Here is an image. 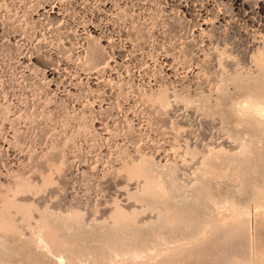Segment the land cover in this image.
<instances>
[{
	"label": "rangeland",
	"instance_id": "obj_1",
	"mask_svg": "<svg viewBox=\"0 0 264 264\" xmlns=\"http://www.w3.org/2000/svg\"><path fill=\"white\" fill-rule=\"evenodd\" d=\"M256 42L264 0H0V264H54L38 244L49 230L71 255L145 225L162 207L154 193L226 188L239 138L221 111L230 77L256 68ZM251 232L262 240L247 258L264 264V226ZM226 240L198 264L247 248Z\"/></svg>",
	"mask_w": 264,
	"mask_h": 264
},
{
	"label": "bare ground",
	"instance_id": "obj_2",
	"mask_svg": "<svg viewBox=\"0 0 264 264\" xmlns=\"http://www.w3.org/2000/svg\"><path fill=\"white\" fill-rule=\"evenodd\" d=\"M100 46L103 45L100 44ZM252 48V51L255 52H251V54L255 55V53H257L256 55L258 57H256V55L254 57L251 55V60L255 58L256 60L258 58V60H254L256 68L250 72L252 73L255 71L256 74H251L249 72V75H247L248 73H246V75H242L243 73L239 75L237 73L230 77L234 83L235 94L229 98L227 97L228 99L221 111L227 128L233 131L232 135L235 139L239 138L235 146L237 149L234 147L236 151L229 152L234 158L233 162L236 170L234 171L232 168L233 171L231 170L232 172L228 175L229 180L227 181L229 182H226L227 187H212L209 183L201 180L194 187L191 189L189 188L190 192L184 199H176L175 201L172 199L173 201L168 202L163 195L159 194L161 191L162 193L167 191V189H164L166 186L165 183L161 180L162 178L160 180L158 179V181L155 180V185H158L161 191L158 193V197H154V193L152 199L160 202L162 206L159 212H156L157 216L156 219L154 218L155 220L149 219L145 225L141 226L128 222L130 226L127 224L124 229L120 227L123 231H118V227L109 232L107 231V233H105L106 235H101L98 239L96 238L97 244H95V246L91 245V247L94 246L93 248L89 247V249H85L86 251L82 250L83 252L80 251V253H78V250L77 253H75V251L74 254L70 255L69 253L68 255L59 251L62 250H58L57 248L58 245L60 247L61 240L55 235L51 237L50 234L52 233L49 234L51 230L48 232L49 235L46 234L47 237L37 232V234L40 235L38 236L39 241L36 239L34 240L38 241L39 247L44 246L49 251L51 250L55 255V257L52 255L54 257V264H198V258H200V255L208 252L212 243L230 241L226 239L232 235L236 239L246 241L247 248L239 252H234L231 250L234 248V246H232L227 251L221 249L216 254H209L208 257L215 259L218 255L229 252L228 256L225 258L226 260L220 264H252L251 261H249L250 258H247L249 257L247 251H250L248 248H251L254 241L262 240V238L260 235L256 237L251 236V229L253 227L260 228L264 226V60L262 59V57L264 58V43L260 44L256 42L253 44ZM96 53L98 54V52ZM91 54H93V52ZM259 58H261V61ZM96 60L93 64L97 63L98 60ZM104 62L106 63V61ZM128 165L129 163H126L124 167L128 169ZM136 170L138 171V169ZM130 171H134V169ZM148 181L149 180H145V184L147 183L146 187L152 190V181L151 183ZM148 189L146 188V190ZM177 191L175 190V192ZM244 191L248 193L249 202L240 203L234 195L236 192L240 193ZM2 224L4 226V223ZM40 229L41 228H39L38 231H40ZM249 243H251V245H249ZM52 248L54 250H52ZM74 257L76 259L80 258V261L78 260V262L75 263L76 259ZM254 259L256 260V255ZM214 264H216V262H214ZM253 264L256 263L253 261Z\"/></svg>",
	"mask_w": 264,
	"mask_h": 264
}]
</instances>
